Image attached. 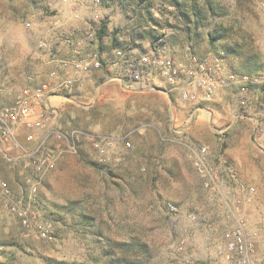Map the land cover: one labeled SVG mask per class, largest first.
Instances as JSON below:
<instances>
[{"label": "rangeland", "instance_id": "374dc122", "mask_svg": "<svg viewBox=\"0 0 264 264\" xmlns=\"http://www.w3.org/2000/svg\"><path fill=\"white\" fill-rule=\"evenodd\" d=\"M62 1L73 17L79 10L76 19L82 20L91 0H86L83 9L70 6L71 2L77 6V0H0V104H14L25 88L53 81L47 63L59 56L56 46L62 40L56 21L61 14L57 5ZM209 1L219 14L212 17L211 26L242 28L264 58V0ZM121 3L101 0L94 13L99 23L108 22L104 48L112 45L116 35L122 46L143 52L159 49L177 60L190 45L200 56L216 53L206 34L187 41V28L174 6L154 0L151 11L156 21L150 23L130 9L127 13ZM85 22L79 39L86 51L79 50L80 58L89 54L85 38L89 19ZM149 30L163 39L151 42ZM41 42H47L51 52L41 50ZM259 93H264V88ZM90 94L79 97L72 93L77 103L58 99L54 106L59 113L58 127L69 135L76 133L77 150L63 154L36 195L29 193L24 169L10 165L0 151V185L8 183L15 197L24 196L39 219L52 225L49 236L41 237L34 225L23 226L0 198V264H179L185 256L190 257L187 264H212L216 259H205L203 247L217 245L231 221L220 201L209 200L191 149L199 143L195 139L200 137L201 124L215 119V128L232 125L227 131L231 142L215 154L225 159L236 135L248 138L260 128L254 130L253 114L235 104L233 111L224 115L213 102L189 106L178 96L173 99L163 93ZM263 100L264 96L259 98V102ZM200 107L212 109L213 114L201 111L193 117ZM192 118L200 126L191 123ZM168 203L179 207L178 216L168 212ZM191 213L197 214V221L189 220ZM263 215L259 214L255 228L249 215L245 216L256 233L263 229ZM183 235L189 243L186 253L179 255L176 247ZM12 242L17 246L7 245ZM123 243L134 245L125 247ZM263 263L264 258L253 264Z\"/></svg>", "mask_w": 264, "mask_h": 264}, {"label": "built area", "instance_id": "2783aa9c", "mask_svg": "<svg viewBox=\"0 0 264 264\" xmlns=\"http://www.w3.org/2000/svg\"><path fill=\"white\" fill-rule=\"evenodd\" d=\"M89 3L87 7L93 13H97L99 11L97 9L101 7V0H91ZM262 9L264 10V4ZM75 18H80L79 10L75 11ZM96 30L91 28L86 32L85 38L89 42L95 40ZM60 37L61 43L72 46L74 54H79V42L75 43L71 36ZM39 47L43 51L51 52L47 42H41ZM114 55V64L121 68V78L127 89L137 87L142 90H158L159 84L154 82V77L158 75L169 91L175 92L181 101L193 106L199 107L213 101L223 89H232V97L236 104L246 108L249 102L246 95L250 90L264 88V73L257 75L240 73L230 68L220 53L200 56L188 48L183 58L177 60L161 53L159 49L143 53L130 46H123L116 48ZM108 60L110 58L106 59L99 52L92 51L84 58L75 57L70 62L63 61V64L70 63L73 66L74 77L62 80L60 90L72 92L76 83L75 75L78 77L89 75L92 70L106 66ZM56 75L54 71L50 74L52 79ZM52 86V81H47L37 87H27L14 104L0 106V151L10 165L22 166L31 196L38 193L45 180L57 168L63 154L77 150L76 133L69 135L58 127L59 113L46 102L48 96L56 95L50 93ZM66 94L68 96H64L65 99L77 103L73 100L72 93ZM261 107L264 110V100ZM195 113L196 110L193 117ZM231 127L232 125L219 131L221 142H226L227 131ZM63 143H66V146ZM194 166L205 189L210 193L209 200L220 201L231 221L223 233L225 247L220 252L219 259L212 264H253L257 255V245L255 234L250 232L249 220L244 216V206L246 202L252 201L250 197L255 195L256 188L238 183L237 173L233 167L226 163L217 165L212 162L210 149L206 145L194 151ZM0 187L3 206L14 214L23 226L34 225L41 237H48L52 225L39 219L24 196L15 197L8 183L3 182ZM242 194H248L249 198L247 196L244 198ZM167 210L175 217L180 213L179 207L174 203H168ZM189 220L197 221V214L191 213ZM261 225L264 229V215ZM188 243V236L183 235L176 252L184 255ZM182 261L188 263L190 257L185 256Z\"/></svg>", "mask_w": 264, "mask_h": 264}, {"label": "crops", "instance_id": "0c3cea01", "mask_svg": "<svg viewBox=\"0 0 264 264\" xmlns=\"http://www.w3.org/2000/svg\"><path fill=\"white\" fill-rule=\"evenodd\" d=\"M56 1V0H53ZM71 1V0H70ZM74 2H79L78 5H74L75 3H72L70 5L71 7L78 8L84 6V3L86 0H77ZM77 4V3H76ZM90 4V3H89ZM86 5L85 13H84V19L77 20L75 17L72 16V11L68 10L66 7L68 5H64V1L60 2L57 5V8H59V12L61 13L59 15V20L56 21L58 24L57 29H59V32H61V35L64 36H71L74 40V42H79V50H84L85 46L83 45V41L79 39V35L83 32L81 31L83 26L87 23L85 22V18L89 19V27L87 29L91 28H98L97 21L94 17V13L90 8ZM104 13H100V15ZM96 26H95V25ZM63 43L61 45H57L56 52H59V56L54 59V62L48 61V70H51L52 72H56V77L52 79L55 83L52 81V89L50 93H56L55 96H48L46 98V102H49L53 107L55 105H58V99H65L64 96H62L60 93H76L79 95V97L91 95L90 93H163L167 97H172L175 99L178 95L175 94V92L169 91L167 88V85L163 84V79L156 75L154 77V82H156L159 87L158 90H142L137 87L133 89H127L125 87L124 81L121 78V68L114 64V52L115 48L111 49V46H107L104 48L103 44L92 46L89 42V53L92 51H97L106 59L110 58L109 63L104 66L102 69H95L90 72L89 75L78 77L75 75L76 83L75 87L72 92L60 90L59 86L62 80L68 78V77H74L73 72V66L69 63L68 65L63 64V61H71L75 57H79V55L74 54L73 47L66 45V47H63ZM55 50V48H54ZM139 52H143L140 50H137ZM144 53V52H143ZM146 53V52H145ZM56 55V54H55ZM87 56V55H86ZM85 56V57H86ZM80 58V57H79ZM84 58V57H83ZM113 58V59H112ZM46 80V75L43 77ZM163 84V85H162ZM260 88H252L250 92L246 95L248 99V106L247 108L250 110V113L253 114V117L251 118L252 121L254 120L253 128L256 131L258 127L260 128L257 130L256 133L252 132L250 137H238L237 135L232 140V143H234V147L230 149L228 153L225 152V159H220L217 156H215L217 149L222 148L224 145H227L231 142V139L228 140L226 135V142H221V135L219 134L220 130H223L222 127H214L213 122H215V119L212 121L209 120L208 124H197V116L194 121H196V126H200V130H202L199 134L200 137L196 138L197 144H194L191 150L195 151L202 145H206L210 149V158L211 161L216 163L217 165L226 163L227 159L230 160V164H227L234 168V170L237 173L238 177V183H244L248 186L255 187L256 193L253 195L251 202H246L244 206V216L249 215L251 218L252 226L255 228V225L258 222L259 214L261 212H264V110H260L257 106V104L261 105V102H259V98L264 96V93H259ZM179 98V97H178ZM96 97H94V100ZM180 99V98H179ZM183 102V101H181ZM214 103L219 106L220 109H222V112L224 115H229L233 111V107L236 104L235 100L232 97V89H223L219 91V93L216 95L213 101L208 103ZM185 103V102H184ZM206 103V104H208ZM189 106H193L189 103H186ZM205 104V103H204ZM203 104V105H204ZM237 105V104H236ZM226 107V109L224 108ZM55 108V107H54ZM262 108V107H261ZM201 111L210 112L213 114V110L210 108H196L197 115ZM195 112V111H194ZM200 118V117H199ZM201 120V118H200ZM191 120V123H193ZM237 127V126H236ZM235 128V127H234ZM215 129V131H213ZM256 134L254 137L253 135ZM24 140V137H23ZM219 161V162H218ZM22 167L21 165H17ZM50 178V176L45 180V182ZM237 183V182H236ZM244 194V193H243ZM242 194V195H243ZM249 198V195H243L245 198ZM262 226V225H261ZM251 227V226H250ZM254 228H250V232L252 234H255V241L257 245V255L254 257V263L256 260H262L264 258V229L259 232H255ZM212 244V243H211ZM225 247V242L223 239V235L221 236L220 242L217 243V245L213 246H205L203 248L204 251L203 254L205 259H219V254L222 252V250ZM216 249V250H215ZM215 250V251H214ZM214 260V261H216ZM261 262V261H259ZM179 264H187L182 261V259H179ZM264 264V263H263Z\"/></svg>", "mask_w": 264, "mask_h": 264}, {"label": "trees", "instance_id": "16d2710c", "mask_svg": "<svg viewBox=\"0 0 264 264\" xmlns=\"http://www.w3.org/2000/svg\"><path fill=\"white\" fill-rule=\"evenodd\" d=\"M129 1L131 3H129ZM161 1L176 8L177 17L180 18L187 28L186 30L189 34L187 37L188 42L206 34L211 47L217 50L216 53L222 54L225 62L230 68L248 75L264 73V58L260 52L256 50V47H254V41L250 34L244 32L242 28H237L235 25L225 26L216 24L211 26L210 22L212 17L219 15L218 8L214 5L213 1H205L203 3L204 5L202 4V0ZM120 2L125 6L127 13L130 9L132 14H136L140 19H144L146 22L154 23L156 21L151 11L154 0H120ZM138 26L139 29L143 27L141 25ZM205 30H208L207 33H204ZM237 34L240 35V38L236 39L235 36ZM108 35V22L107 20H103L96 30V38L94 41L100 45ZM147 37L153 43L156 39H163L162 36L160 37L153 30H149ZM118 40L119 39L115 35L112 39L111 49L122 46V43L118 42ZM190 48L192 51L194 50L191 45ZM3 105L7 104H0V106ZM40 208L45 211L43 207ZM123 244L125 247H132L134 245V243ZM7 245L17 246V243L12 242ZM135 246L140 248L144 247L143 244H136Z\"/></svg>", "mask_w": 264, "mask_h": 264}]
</instances>
